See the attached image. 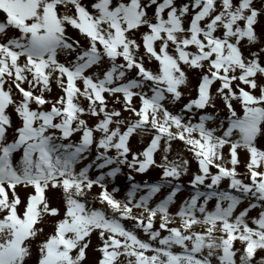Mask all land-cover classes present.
<instances>
[{"label":"snow or ice","instance_id":"snow-or-ice-1","mask_svg":"<svg viewBox=\"0 0 264 264\" xmlns=\"http://www.w3.org/2000/svg\"><path fill=\"white\" fill-rule=\"evenodd\" d=\"M0 264H264V0H0Z\"/></svg>","mask_w":264,"mask_h":264}]
</instances>
